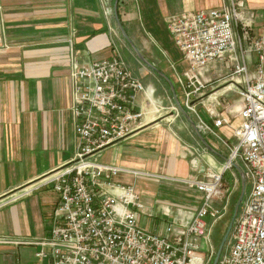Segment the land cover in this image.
Segmentation results:
<instances>
[{
  "label": "built area",
  "instance_id": "1",
  "mask_svg": "<svg viewBox=\"0 0 264 264\" xmlns=\"http://www.w3.org/2000/svg\"><path fill=\"white\" fill-rule=\"evenodd\" d=\"M109 1L100 0L106 13ZM243 7L242 0H227L215 8L166 19L184 67L179 69L173 61L169 64L184 96L182 107L193 118L196 130L220 140L228 155L219 170L201 167L194 177L178 179L201 192L202 203L181 227L170 221L159 233L141 226L138 214L143 204L136 187L115 179L121 173H148L99 158L104 147L160 117L155 88L133 73L117 43H112L111 56L84 65L75 50L74 32L68 34L76 151L42 183H51L58 198L51 235L35 243L41 248L38 257H48L51 264H207L213 253V227L229 204V199H221V180L239 160L250 188L219 264H264V37L247 35L248 46L242 47L235 29L244 17ZM251 54L255 56L253 70L248 65ZM217 63H223L228 84L205 93L213 83L208 76ZM229 90L239 96L238 104L220 110V97ZM224 126L230 130L228 137L219 132ZM32 190L24 187L0 206Z\"/></svg>",
  "mask_w": 264,
  "mask_h": 264
},
{
  "label": "crops",
  "instance_id": "2",
  "mask_svg": "<svg viewBox=\"0 0 264 264\" xmlns=\"http://www.w3.org/2000/svg\"><path fill=\"white\" fill-rule=\"evenodd\" d=\"M114 1H109L106 13L100 0H0V203L24 187L33 189L0 206V264H51L48 257L36 255L41 248L35 243L51 235L58 194L51 183H42L76 151L70 112L74 88L66 38L74 32L75 50L84 65L111 56L112 43L119 45ZM226 2L119 0L116 10L133 43L172 81L169 64L177 61L162 50L167 55L165 63L153 50L154 42L163 43L160 36L168 35L167 17ZM242 2L244 17L235 34L246 48L247 35L264 37V0ZM254 64L255 56L251 54L250 70ZM150 69L154 74L142 68L139 73L132 71L154 88L158 77L167 82ZM138 98L141 100V95ZM182 116V124L158 117L155 123L101 151L107 158L104 163L148 173H121L115 179L123 183L134 180L143 204L138 214L140 224L145 217L153 232H164L170 221L181 227L202 203V193L178 179L194 177L201 167L219 170L225 157L220 140L210 135H202L201 140L193 118ZM203 116L208 119L206 113ZM219 132L225 137L230 135L225 126ZM192 147L202 150L193 152Z\"/></svg>",
  "mask_w": 264,
  "mask_h": 264
},
{
  "label": "rangeland",
  "instance_id": "3",
  "mask_svg": "<svg viewBox=\"0 0 264 264\" xmlns=\"http://www.w3.org/2000/svg\"><path fill=\"white\" fill-rule=\"evenodd\" d=\"M117 37L119 39L121 54L124 55L127 63L129 64V68H131V70L136 71V72L138 71V73H139V68H142L143 71H147V70L152 71L150 68L147 67L148 65H146L140 58H138L137 54L134 52L131 45L129 44L127 39L123 38L120 31L117 33ZM160 38L163 40V43L158 44V43L154 42V47H153V50H155V52L158 54V56L161 57L162 60H164V62H165L166 57H167V55L165 56V53H163V51L165 50L166 53H168V52L170 53V56L175 61L182 63L181 54H180V52H178V50H177L176 46L174 45L172 39L170 38L169 34L167 35L166 33H163L162 37L160 36ZM134 45L140 51V53H142L143 56L145 57V55L141 51L140 47L138 48V46L135 43H134ZM177 62H175L176 65L178 64ZM217 64H218L217 65L218 67L217 68L215 67V71H218V74L213 73L210 75L209 78L213 81V83H211L208 86L205 93H209L212 88L217 89V90L222 89V88L226 87L228 84L226 82V80L223 78L224 77L223 75L226 72V69L224 68L223 63H217ZM179 66L183 67V65H177L176 67H179ZM171 71H173L172 68H171ZM152 73L154 74L153 71H152ZM155 76L158 77V75L156 73H155ZM172 77H174L173 78L174 80H172L171 82L174 85L175 95H176L179 103L181 104V106H183L184 96H182L181 89L179 88L177 82H175V76L173 75V73H172ZM158 78H159V81L155 85L154 97H156L157 101L160 103L159 105L161 106L160 117H164L165 119H168V120L171 119V121L173 123H177V124L184 123V120H183L184 118L182 116L183 114L179 110V108L176 104L175 97H173L170 85H168L167 82H165L161 77H158ZM141 81H142V79H141ZM238 101H239V96L235 92L229 90L228 92L224 93L220 97V103H222V104L219 105L218 108L220 110L221 109L223 110V106H227L230 104L228 107V110H229L230 108H232L233 105L235 106V104H238ZM184 110L186 111V109H184ZM198 111L202 115H204V113H205V111H203V109L201 107H198ZM159 118L157 117L156 120ZM155 122H153V123H155ZM227 153H228V150L226 149L224 152L225 156L228 155ZM99 158L101 161L107 160L106 156L103 157L101 155ZM223 160H222V162H223ZM237 167L240 168V161L239 160H237ZM131 183L134 185V180L131 181ZM221 184H222V187H221L222 197H221V199L223 201L229 199V204H228L226 214L220 220H218V222L213 227V232H212V237H211V243H213V253H212L210 259L208 260L207 264H212L214 259H215L214 257L216 256V253L218 252V248L221 244L220 242H221L224 234L226 233V231L228 229L227 227H228V225L232 219L234 206L237 203V201L240 199L239 197H240L241 193H242V200L240 202V205L238 207L237 212L240 210L242 202L246 199L247 193H248L249 188H250L249 185L247 183H245L244 181L242 183V180H241V177L238 173V170L235 167H231V169H228L226 172H224L222 180H221ZM221 199H219V201H221ZM147 220L148 219H145V217H144L143 220L141 221V224L144 225L146 222H148V224H146L144 226L146 227L147 230L153 231L148 226L150 224V221H147ZM231 234H232V229H231L230 233L228 234L226 240L224 241V245H223L221 252L219 254V261L221 259V256L224 253H226V251L228 249L229 241L231 239ZM201 251L204 252L205 248L202 249ZM219 261L217 264H219Z\"/></svg>",
  "mask_w": 264,
  "mask_h": 264
},
{
  "label": "water",
  "instance_id": "4",
  "mask_svg": "<svg viewBox=\"0 0 264 264\" xmlns=\"http://www.w3.org/2000/svg\"><path fill=\"white\" fill-rule=\"evenodd\" d=\"M118 1H119V0H115V1H114V10H115V12H116V21H117V24H118V28H119V31L121 32L123 38L127 39V41L129 42V44H130L131 47L133 48L134 52L137 54L138 58H140V59H141L146 65H148V66H149L150 68H152L153 70L155 69L159 74H161V75L166 79V81L169 83V85H170V87H171L173 97H175V101H176V104H177L179 110L182 112V114H183L184 116H186L189 120H191V118H190L188 112L185 111V110L182 108L181 104L179 103V101H178V99H177V97H176V95H175L174 85H173V83L171 82V80L168 79V78H167V77H166V76H165V75H164V74H163L158 68H156L155 66H153V65H152V64H151V63H150V62H149V61L143 56L142 53H140V51H139V50L136 48V46L134 45L132 39H130V37L128 36V34H127V32H126L124 26L120 23L119 18H118V14H117V10H116V7H117V4H118ZM193 126H194V123H193ZM195 129H196V128H195ZM196 131H197V130H196ZM197 133H198L199 137L201 138V140H203L202 134L199 133L198 131H197ZM234 167L238 170V173H239V175H240V177H241V180H242V183H243L244 180H243V171H242V169H240V168L237 167V166H234ZM242 192H243V191H242ZM239 198H240V199L237 201V203H236L235 206H234L232 219H231V221H230V223H229V225H228V227H227L228 229H227L226 233L224 234V236H223V238H222V240H221V242H220L221 244H220V246H219V248H218V252L216 253V256L214 257L215 259H214V261H213L212 264H217L218 261H219V254H220L221 249H222V247H223V245H224V241L226 240L228 234L230 233V231H231V229H232L231 227H232L233 221H234V219H235V217H236V215H237V210H238V207H239L240 202H241V200H242V193H241V195H240Z\"/></svg>",
  "mask_w": 264,
  "mask_h": 264
}]
</instances>
